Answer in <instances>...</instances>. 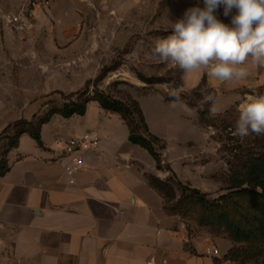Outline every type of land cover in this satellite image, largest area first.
Returning a JSON list of instances; mask_svg holds the SVG:
<instances>
[{
	"label": "rangeland",
	"instance_id": "1",
	"mask_svg": "<svg viewBox=\"0 0 264 264\" xmlns=\"http://www.w3.org/2000/svg\"><path fill=\"white\" fill-rule=\"evenodd\" d=\"M25 1L1 0V6L9 12ZM54 2L57 16L54 28L38 32L34 28L26 32L5 28L10 32L11 42H3L4 27L0 24V160L5 157L9 139L14 138L16 130L26 122L37 125L50 112L47 122L72 118L83 122L90 110L95 118L100 115L102 119L122 120L126 125L120 114L98 104L92 84L87 89L84 87L103 67L114 68L98 82L97 89L124 104L136 100L150 131L158 138L151 141V146L159 156L160 169L156 157L139 145L127 144L134 160L131 168L134 184L151 186L153 179H158L162 191H156L162 198L163 212L177 218L188 235L203 234L214 244L227 246L224 258L234 264H264V244L235 243L221 225L204 224L207 212L202 211L189 192L196 189L209 201L220 204V196L237 190L229 189L228 179L236 168L234 148L241 140L233 135L236 122L224 126L221 120L230 111L233 121H237L239 104L249 95H264V86L232 87L206 71L185 73L151 56L155 38L171 34L172 23L187 8L196 6L197 0ZM199 6H204L203 0H199ZM216 14L230 24L231 17H224L222 7ZM18 39L26 42H15ZM250 63L251 60L247 62ZM258 73L263 74L264 68H258ZM202 83L205 87L199 89ZM173 89L181 90V99L194 114L180 105L170 106L171 100L166 98H170ZM54 90L64 94L80 92L66 100L53 93ZM201 90L213 92L215 103H204ZM186 99L196 106L209 107L210 117L221 120L215 125L200 123L196 109ZM71 101L86 102L84 115H60L59 111ZM212 108L217 110L215 115ZM20 121L23 123L15 126Z\"/></svg>",
	"mask_w": 264,
	"mask_h": 264
},
{
	"label": "crops",
	"instance_id": "2",
	"mask_svg": "<svg viewBox=\"0 0 264 264\" xmlns=\"http://www.w3.org/2000/svg\"><path fill=\"white\" fill-rule=\"evenodd\" d=\"M51 1L50 9L37 13L36 32L56 27ZM3 42H11L5 28ZM246 66L251 75L229 82L232 87L264 86V73L252 63ZM72 119L42 124V146L21 134L6 154L9 169L0 176V264H234L224 258L227 246L203 234L188 235L177 218L163 212L155 189L134 184L122 120L95 118L90 110L83 122ZM86 129L97 131L100 144L86 154L85 166L70 182L64 168L71 158L54 140ZM210 244L220 256L204 253Z\"/></svg>",
	"mask_w": 264,
	"mask_h": 264
},
{
	"label": "clouds",
	"instance_id": "3",
	"mask_svg": "<svg viewBox=\"0 0 264 264\" xmlns=\"http://www.w3.org/2000/svg\"><path fill=\"white\" fill-rule=\"evenodd\" d=\"M203 5L197 0L172 23L171 34L155 38L151 56L185 73L206 71L221 83L248 78L249 60L264 68V0H203ZM221 7L224 17H231L230 24L218 18ZM201 94L204 103H215L213 94L206 90ZM169 96L171 107L180 105L194 114L181 99V90L173 89ZM237 110L234 136L241 141L250 135L264 136V95H249ZM211 111L215 115L217 110Z\"/></svg>",
	"mask_w": 264,
	"mask_h": 264
},
{
	"label": "trees",
	"instance_id": "4",
	"mask_svg": "<svg viewBox=\"0 0 264 264\" xmlns=\"http://www.w3.org/2000/svg\"><path fill=\"white\" fill-rule=\"evenodd\" d=\"M113 69L114 68L103 67L93 80L88 79L85 82L84 87L87 89L92 84L95 87L94 97L98 104L103 109L112 110L121 115L128 127V142L141 146L153 157H156L157 168L160 169V164L158 162L159 156L151 146V141L158 140V138L150 131L138 102L132 100L129 104H124L119 100L110 99L97 89L98 82L103 80L107 72ZM144 81L147 83L154 82L152 79ZM204 87L202 83L199 89H203ZM79 92L80 91H75L64 94L60 90L53 91V93L59 94L66 100H70L79 95ZM166 99L171 100V98ZM186 102L190 107L196 109L200 123L215 125L221 120H219L218 117H210L209 107L203 106L202 108L196 106L194 103L190 102L189 99H186ZM85 112V101H71L68 104L66 103L63 109L59 111L60 115L63 117H69L73 114L84 115ZM51 114L52 112L48 113L35 126L33 122L24 123V126L16 130L14 138L9 139L7 152L17 147L18 138L23 133L28 134L39 146H42L40 137L41 125L50 119ZM224 115H226V118L224 121L221 120V124H224V126L236 122V120L233 121V112L226 111ZM21 123L23 122L20 121L15 126ZM246 138L245 145L241 146L244 140L234 148V150H236L234 154L236 161L233 166L236 168L232 169V175L228 179L229 189L237 190L220 196V204L218 201H209L204 193H200L196 189H189V192L191 194L190 197H193V199L195 198L196 203L200 205L202 211L207 212V216L205 220H203L204 224L221 225L225 228L232 242L264 244V136L250 135ZM8 169L9 165L5 155V157L0 160V176L8 171ZM166 169L171 170L169 167ZM158 183L159 180L155 178L151 186H149L157 191H162Z\"/></svg>",
	"mask_w": 264,
	"mask_h": 264
},
{
	"label": "built area",
	"instance_id": "5",
	"mask_svg": "<svg viewBox=\"0 0 264 264\" xmlns=\"http://www.w3.org/2000/svg\"><path fill=\"white\" fill-rule=\"evenodd\" d=\"M50 5L51 0H26L17 10L7 12L2 9L0 0V24L11 31L26 32L33 27L38 11L49 9ZM54 142L71 158L64 170L70 182H73L75 174L85 166V153L99 146L100 136L96 130L86 129L77 136H57ZM204 253L220 256V250L213 244L206 246Z\"/></svg>",
	"mask_w": 264,
	"mask_h": 264
},
{
	"label": "water",
	"instance_id": "6",
	"mask_svg": "<svg viewBox=\"0 0 264 264\" xmlns=\"http://www.w3.org/2000/svg\"><path fill=\"white\" fill-rule=\"evenodd\" d=\"M93 150H95V149H93ZM93 150H89V151H87V152L85 153V157H84V161H85V163H86V160H85V158H86V154H87L88 152H90V151H93Z\"/></svg>",
	"mask_w": 264,
	"mask_h": 264
}]
</instances>
